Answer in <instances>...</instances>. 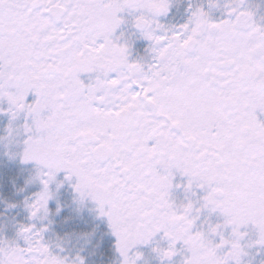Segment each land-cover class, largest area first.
I'll return each mask as SVG.
<instances>
[{"label": "snow or ice", "instance_id": "snow-or-ice-1", "mask_svg": "<svg viewBox=\"0 0 264 264\" xmlns=\"http://www.w3.org/2000/svg\"><path fill=\"white\" fill-rule=\"evenodd\" d=\"M0 264H264V0H0Z\"/></svg>", "mask_w": 264, "mask_h": 264}]
</instances>
